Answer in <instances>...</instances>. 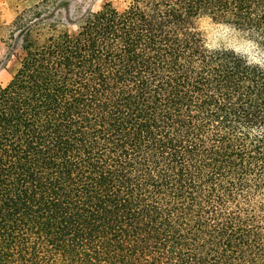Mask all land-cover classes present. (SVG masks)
Instances as JSON below:
<instances>
[{
  "label": "trees",
  "instance_id": "16d2710c",
  "mask_svg": "<svg viewBox=\"0 0 264 264\" xmlns=\"http://www.w3.org/2000/svg\"><path fill=\"white\" fill-rule=\"evenodd\" d=\"M55 2L0 25L23 51L0 87V264H264V0L105 3L74 32ZM203 19L263 56L209 48Z\"/></svg>",
  "mask_w": 264,
  "mask_h": 264
},
{
  "label": "rangeland",
  "instance_id": "374dc122",
  "mask_svg": "<svg viewBox=\"0 0 264 264\" xmlns=\"http://www.w3.org/2000/svg\"><path fill=\"white\" fill-rule=\"evenodd\" d=\"M38 0H0V25L9 24L16 12ZM129 0H56L51 6L48 21H54L59 28L74 32L81 21L91 12L110 3L118 10L126 7ZM200 28L204 33L206 44L211 49L226 48L245 54L253 60L263 55L231 27L203 19ZM42 34L47 33L45 29ZM0 31V87L5 86L15 73L23 56L19 35L13 40L5 39ZM264 57V56H263Z\"/></svg>",
  "mask_w": 264,
  "mask_h": 264
}]
</instances>
